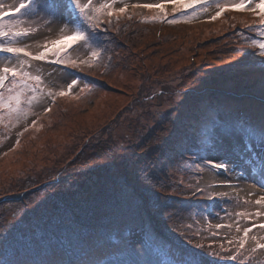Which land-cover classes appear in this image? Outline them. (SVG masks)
<instances>
[{
    "label": "rangeland",
    "instance_id": "obj_1",
    "mask_svg": "<svg viewBox=\"0 0 264 264\" xmlns=\"http://www.w3.org/2000/svg\"><path fill=\"white\" fill-rule=\"evenodd\" d=\"M145 4L164 8L141 14ZM125 6L130 9L116 11ZM111 10L117 15L101 17L106 24L98 39L70 51L74 59H89L97 50L98 62L78 69L32 62L45 91L66 89L73 79L79 87L55 103L45 96L20 122L0 113V161L18 154L0 166V260L169 264L200 244L217 253L205 256L204 264H264V249L256 247L257 240L264 244V230L253 228L240 248L243 230L264 224V215H255L264 213L255 203L264 196V168L225 173L192 158L200 145V157L219 162L224 156L213 150L219 133L242 120L264 123V64L252 43L261 37L241 30L259 18L229 8L212 19L215 2L183 10L189 19L169 0H115ZM175 11L167 20L179 22L161 19ZM13 18L31 29L20 44L33 53L58 39L65 24L19 14L6 19ZM7 56L0 53V67ZM45 132L52 133L44 138ZM243 146L239 134L223 139L225 152ZM232 159L242 164L235 153ZM142 238L150 256L124 247L139 248Z\"/></svg>",
    "mask_w": 264,
    "mask_h": 264
},
{
    "label": "snow or ice",
    "instance_id": "obj_2",
    "mask_svg": "<svg viewBox=\"0 0 264 264\" xmlns=\"http://www.w3.org/2000/svg\"><path fill=\"white\" fill-rule=\"evenodd\" d=\"M115 0H104L98 6L94 0H19L18 5L6 6L0 3V53H6V63L0 67V113L6 111L9 119H14L17 122L26 120L32 114L31 108L39 102H42L46 96L50 98V103H55L56 96H67L71 94L74 88L79 87V80L73 79L67 84L66 89H61L54 92L51 89L42 88L43 79L40 74H34L33 61H43L47 63H55L58 65L70 66L78 69L82 63H91L93 60L98 62L99 52L92 50L89 59H74L70 55V51L76 47L90 46L93 41L98 39L102 16H113V8ZM175 10H181L182 19H189L186 10L193 6L203 5L209 2H215L217 11L212 19L218 18L226 10L231 8L235 11L251 10L260 18V23L253 27L264 30V0H169ZM140 6V5H137ZM126 7L117 9L118 12H124ZM145 8H158L163 10V4H145ZM19 14L20 17H47L48 23H54L57 20H64L65 24L60 29V37L52 40L43 46V50L33 53L27 50V46H21L20 41L32 34L31 29L23 28V19L7 17H15ZM154 20L157 18H153ZM165 19V17H161ZM169 23H177L179 21L172 19L167 20ZM72 25L69 30L68 25ZM260 39L254 40L253 47L258 48V51L253 52L254 56L260 58V62L264 64V31L260 32ZM52 56L54 59H49ZM9 58L16 60L15 64H10ZM38 71V70H37ZM7 82V83H6ZM87 87V85L85 86ZM51 108H45V111H50ZM3 114H0V120H3ZM36 121L32 122L34 127ZM239 134L244 139L242 150L233 148L232 153L238 155L242 164L233 161L232 153L223 150V139L225 136ZM19 144V141H17ZM259 146L260 152L254 149ZM213 150L221 151L224 159L219 162L207 159L201 156L200 159L204 166L213 169H220L227 173L229 170H235L236 167L260 166L264 168V123L259 125L253 124L248 120L239 121L231 130H225L219 133L213 139ZM199 151V148H198ZM197 167H200L198 164ZM198 191H203L198 189ZM213 195L212 198H215ZM223 195H227L226 193ZM257 205L264 206V196L256 200ZM242 215V214H241ZM256 216L264 215L257 211ZM223 227L222 225H218ZM259 227L264 230V224L253 225L252 228H245L243 238L240 242V248L244 247V243L248 238L249 232L253 228ZM252 239L257 240L256 237ZM140 247L125 243L124 247L130 249L131 254L140 257L143 255H151V249L146 245L144 239L140 240ZM205 245H193L181 257L170 260L169 264H204L205 256H216V252L204 251ZM208 247H211L209 245ZM256 247L264 249V244L257 240ZM231 259L236 260L234 255ZM0 264H9L8 261L0 260ZM125 264H139L138 261H126ZM146 264H160V261L149 259Z\"/></svg>",
    "mask_w": 264,
    "mask_h": 264
},
{
    "label": "bare ground",
    "instance_id": "obj_3",
    "mask_svg": "<svg viewBox=\"0 0 264 264\" xmlns=\"http://www.w3.org/2000/svg\"><path fill=\"white\" fill-rule=\"evenodd\" d=\"M185 30H187L186 28H180V31L182 32V31H185ZM13 61L14 62H16V60L15 59H13ZM73 104V106H76L77 104H74V103H72ZM51 117V116H50ZM52 132H54V131H52ZM52 132H45L44 134H43V136L42 137H44V138H46L47 136H49ZM18 155V154H17ZM16 154H11L10 156H8L7 157V159H5V160H3V161H0V166L1 165H3V164H5V163H12L13 162V160H14V158H16V156H17ZM18 164L16 163L15 164V166H17Z\"/></svg>",
    "mask_w": 264,
    "mask_h": 264
},
{
    "label": "trees",
    "instance_id": "obj_4",
    "mask_svg": "<svg viewBox=\"0 0 264 264\" xmlns=\"http://www.w3.org/2000/svg\"><path fill=\"white\" fill-rule=\"evenodd\" d=\"M144 12V11H143ZM178 11H175V12H172V14H171V12L169 13L170 15L168 16V17H166L165 19L167 20L169 17H171V16H174L176 13H177ZM140 13L142 14V11H140ZM114 15H117V14H115V13H113V16L112 17H109V16H107V20H109V21H111L115 16ZM253 17H257V18H259V16L258 15H256L255 13L253 14ZM260 19V18H259ZM258 20V19H257ZM165 21V20H164ZM162 22V21H161ZM253 22V21H252ZM105 24H106V21H105V19H103L102 20V23L100 24V29L102 28V27H104L105 26ZM250 25V24H249ZM249 49L251 50V48L249 47ZM199 199H197V200H195V201H198ZM197 203V202H196Z\"/></svg>",
    "mask_w": 264,
    "mask_h": 264
}]
</instances>
